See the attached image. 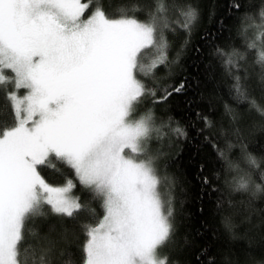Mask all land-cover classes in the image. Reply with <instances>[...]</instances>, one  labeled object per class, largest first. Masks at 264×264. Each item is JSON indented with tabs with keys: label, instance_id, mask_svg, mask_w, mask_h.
Here are the masks:
<instances>
[{
	"label": "snow or ice",
	"instance_id": "1",
	"mask_svg": "<svg viewBox=\"0 0 264 264\" xmlns=\"http://www.w3.org/2000/svg\"><path fill=\"white\" fill-rule=\"evenodd\" d=\"M91 4L0 0V86L14 83L16 89L8 95L15 123L0 127V264H53L51 242L32 247L30 258L22 251L26 223L45 217V206L68 218L85 210L72 195L71 180L53 186L40 174L52 157L70 167L94 199H102L103 218L83 225L84 264H168L159 249L175 233V210L170 188L167 195L160 190L168 178L158 173L151 143L165 138L164 129L176 137L187 132L170 122L158 124L154 108L135 114L146 97L156 104L184 91L182 81L158 96L146 80L168 63L167 34L190 35L200 14L191 4L173 0L170 8L154 0L145 20L124 8L110 16L101 6L85 19ZM259 17L260 23L248 14L240 21L246 51L217 47L216 53L232 76L237 101L264 114L242 77L233 75L247 51H255L256 63L264 67V8ZM250 29L258 39L248 38ZM19 89L27 93L20 96ZM218 152L234 173L228 182L233 190L247 191L251 172ZM245 159L259 169L251 153ZM260 177L264 181V173ZM261 187L256 184L257 191ZM65 264L74 261L69 257Z\"/></svg>",
	"mask_w": 264,
	"mask_h": 264
},
{
	"label": "trees",
	"instance_id": "2",
	"mask_svg": "<svg viewBox=\"0 0 264 264\" xmlns=\"http://www.w3.org/2000/svg\"><path fill=\"white\" fill-rule=\"evenodd\" d=\"M165 3L171 8L173 0ZM177 3L196 7L199 20L190 35L183 31L167 34L168 63L157 68L155 77L146 83L159 90L158 96L163 95L165 88L182 81L186 82L184 91L156 104L146 97L135 114L154 108L158 124L170 122L171 127L179 125L187 132L186 136L176 137L164 129L165 138L151 143L158 173L168 178L161 185L162 191L167 195L170 188L175 210V233L161 247L160 254L167 257L168 264H264V181L260 177L264 173V114L248 102L237 101L232 76L225 72L223 58L216 53L217 47L246 51L240 21L248 14L260 23L264 0H177ZM237 3L239 9L234 7ZM152 4L154 0H92L83 18L101 6L110 16L124 8L129 15L145 20ZM136 7L141 10L133 12ZM247 36L258 39L255 29H250ZM238 63L240 67L233 69V75L242 77L249 97L264 109L261 82L264 67L256 63L255 51H247L245 59ZM6 74L12 76L10 72ZM13 91H16L14 83L0 86V127L15 123L8 99ZM26 93V89L18 90L20 96ZM205 117L210 126L205 124ZM218 150L251 172L253 183L247 191H234L228 183L234 173L228 170ZM249 153L257 158L259 169L247 163L245 157ZM39 171L53 186L71 180L72 195L80 198L85 210L75 218H68L52 214L45 206V217L26 223L22 251L27 250L24 254L30 258L32 247L39 250L51 242L53 264H65L69 257L74 264H84L83 225H95L102 219V199H94L79 184L74 171L55 157L51 158V164L40 166ZM256 184H261L260 191L256 190Z\"/></svg>",
	"mask_w": 264,
	"mask_h": 264
},
{
	"label": "rangeland",
	"instance_id": "3",
	"mask_svg": "<svg viewBox=\"0 0 264 264\" xmlns=\"http://www.w3.org/2000/svg\"><path fill=\"white\" fill-rule=\"evenodd\" d=\"M118 18V17H117ZM13 75V74H12ZM23 95H25V94H23ZM23 95H21V96H23ZM61 186V185H60ZM160 190H161V192H162V194H164L163 193V191H162V188L160 187ZM103 218V217H102ZM161 249V248H160ZM160 249H159V253H160ZM161 255V254H160Z\"/></svg>",
	"mask_w": 264,
	"mask_h": 264
}]
</instances>
